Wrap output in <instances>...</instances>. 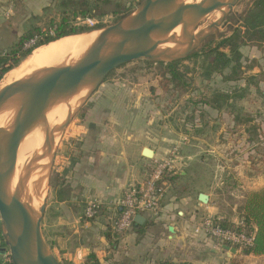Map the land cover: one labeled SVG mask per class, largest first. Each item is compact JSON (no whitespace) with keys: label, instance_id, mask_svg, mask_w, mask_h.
Wrapping results in <instances>:
<instances>
[{"label":"crops","instance_id":"crops-1","mask_svg":"<svg viewBox=\"0 0 264 264\" xmlns=\"http://www.w3.org/2000/svg\"><path fill=\"white\" fill-rule=\"evenodd\" d=\"M139 1L120 3V11H129ZM64 2L0 0V47L10 43L4 53L31 28L55 20L47 19V15L67 11L62 8ZM114 2L109 5L115 6ZM119 88L103 83L83 108L84 114L67 128L58 149L53 173L56 180L51 184L42 224L55 257L61 264H264V256L237 253L231 257L224 247L191 237L194 224L202 216L218 215L212 196L205 191L182 189L175 193L177 185L189 181L185 170L167 179V192L157 216L143 217L144 224L114 237L111 226L118 217V203L130 186L143 182L151 163L143 156L144 149H152L154 158L168 155L151 148L154 122L139 110L150 108L147 106L152 99L147 96L144 101L132 88L134 100L126 101L122 95L117 98L114 91ZM201 193L209 197L208 205L199 202ZM90 200L102 207L96 218L87 221L83 216Z\"/></svg>","mask_w":264,"mask_h":264},{"label":"water","instance_id":"water-1","mask_svg":"<svg viewBox=\"0 0 264 264\" xmlns=\"http://www.w3.org/2000/svg\"><path fill=\"white\" fill-rule=\"evenodd\" d=\"M156 1L144 0L115 24L89 32H96V37L82 55L0 91V231L12 264H61L42 233L48 199L41 214L30 217L23 194L32 183L47 181L49 189L65 131L104 81L136 61L172 63L188 59L217 35L240 2ZM58 108H64L66 115L51 127L49 116ZM36 129L44 132L43 147L35 152L27 170L18 171L14 162L19 150ZM143 156L153 159L154 151L146 148ZM198 200L202 205L209 203L206 194L201 193ZM135 222L142 225L145 219L138 216ZM169 230L174 234L173 227ZM224 249L233 256L238 253L236 248Z\"/></svg>","mask_w":264,"mask_h":264},{"label":"rangeland","instance_id":"rangeland-1","mask_svg":"<svg viewBox=\"0 0 264 264\" xmlns=\"http://www.w3.org/2000/svg\"><path fill=\"white\" fill-rule=\"evenodd\" d=\"M111 1H115V6L100 4V7L95 9L93 12L95 18H89L95 25L107 27L115 24L123 16L136 10L144 0L130 6L129 11L125 13L120 11L122 9L120 3L125 5L126 0ZM254 2L255 0H240L217 35L206 44L230 36L239 26L241 15L251 9ZM117 10L120 12L118 13ZM46 17L61 21L62 13H51ZM48 21H43L44 26L42 27L47 26ZM76 23V25L92 27L85 20H77ZM9 44L5 43L0 47V55L4 53L5 46ZM241 52L243 54L242 71L245 76H258L253 84L257 83L259 89L256 90L254 85L251 86L249 95L237 102L241 115H249L253 119L247 128L253 125L257 127L253 138L245 132L246 127L235 126L228 110L218 112L206 105V101L209 100L214 90L225 89L227 85L221 81L222 78L219 75L211 80H205L201 62L181 64V67L184 65L188 67L186 76V81L190 83L188 91L175 92L173 86L169 85L168 89L165 88L166 83L160 78L159 67L150 65L147 61L127 64L114 71L105 81L106 84L120 87L118 91H114L117 98L120 97L118 95H122V99L127 98L126 101L134 100L130 92L136 89V94L141 95L144 101L147 100V96L152 99L147 106L150 108L139 109L146 118L150 116L154 122L151 131L153 133L151 134L153 136L150 142L151 148L168 152V154L174 148H178L179 158L183 160L178 161L176 173L185 170L190 174L187 184L177 185L174 189L175 193L178 194L182 189L187 192L196 191V189L205 191L212 196V204L217 217L228 219L232 223L240 221L241 207L247 194L264 189V97L260 94V92L264 93V48L247 46L242 47ZM66 61L68 60L64 62ZM184 70L182 68V71ZM4 77L0 81V87ZM61 119L58 118V122ZM179 163L180 166H178ZM177 175L179 177V174ZM51 179L54 183L56 180L54 174ZM46 182L43 184V200L46 194ZM50 190L51 185L48 189V200ZM42 233L51 249L43 225ZM3 242V238H0V246L4 244Z\"/></svg>","mask_w":264,"mask_h":264},{"label":"trees","instance_id":"trees-1","mask_svg":"<svg viewBox=\"0 0 264 264\" xmlns=\"http://www.w3.org/2000/svg\"><path fill=\"white\" fill-rule=\"evenodd\" d=\"M64 1L62 8L68 10L62 13L61 21L56 22L53 20L45 27L31 28L23 34L14 46L0 55V81L36 49L65 37L85 34L105 27L102 25L94 27L80 26L76 25V22L78 19L95 18L93 16L95 9H98L100 4L109 5L111 0ZM32 41H35L34 44H30ZM247 46L264 48V0H255L253 7L241 15L239 26L230 36L222 37L217 42L210 41L209 44H205L200 51L194 53L188 59L172 63L147 62L150 65L159 67L161 71L160 78L166 83L165 88L168 89V85L173 86L175 92L190 89V83L186 81L188 67L185 65L181 67V64L193 61L196 63L201 62V70L205 80H211L219 75L222 78L221 81L227 85L225 89L214 90L209 100L206 101V105L218 112L228 110L233 117L232 121L235 126L246 127L245 132L253 138L256 135L257 127L253 125L249 129L247 128L253 122V119L249 115H241V109L237 107V102L244 100L249 95L250 88L254 85L253 81L258 78L257 75L246 77L242 71L243 54L241 48ZM182 68L185 70L182 71ZM240 82L243 83L240 84ZM254 87L256 90L259 89L257 83ZM260 94L264 97V93L260 92ZM83 114L84 110L78 116ZM252 138L251 140H253ZM51 182L53 183V179H51ZM83 217L87 221L93 220L86 219L85 215ZM240 220L245 222L248 234H254V242L251 247L239 249V254L246 257L264 256V189L247 194L241 207ZM221 225L224 228L234 227V224L225 218ZM137 226L136 224L135 227ZM111 232L117 238L112 226Z\"/></svg>","mask_w":264,"mask_h":264},{"label":"built area","instance_id":"built-area-1","mask_svg":"<svg viewBox=\"0 0 264 264\" xmlns=\"http://www.w3.org/2000/svg\"><path fill=\"white\" fill-rule=\"evenodd\" d=\"M90 26H96L91 19L85 20ZM32 41L30 44H34ZM179 161L178 148H174L165 158H153L149 164L143 182L130 186L118 203V217L113 222V232L117 238L132 231L136 225L138 216H157L163 206L167 192V178L176 174ZM102 205L97 201L90 200L85 208L86 219H94L101 211ZM224 219L206 215L202 216L192 228L191 237L203 241H212L218 248L229 246L239 249L253 245L254 234L249 235L245 222L240 220L233 223L234 227L224 228L221 222ZM1 223V219H0ZM0 238H2L0 231ZM4 243V242H3ZM230 255H232L229 252ZM0 264H12L9 249L5 243L0 246Z\"/></svg>","mask_w":264,"mask_h":264},{"label":"bare ground","instance_id":"bare-ground-1","mask_svg":"<svg viewBox=\"0 0 264 264\" xmlns=\"http://www.w3.org/2000/svg\"><path fill=\"white\" fill-rule=\"evenodd\" d=\"M158 1L159 0L156 1V4H158ZM201 1L203 0H189V3H200ZM156 4L154 5V9L157 7ZM207 25L208 24L204 27ZM95 37L96 32L73 35L36 49L20 65L5 75L1 83L0 91L5 90L6 88L34 75L43 69L58 66L65 60H70L74 57L82 55L91 45ZM73 103L75 104V101ZM65 115L64 108L56 109L50 114V126L53 127L58 124V118H63ZM43 142L44 132L42 129H36L30 133V135L23 142L17 159L14 162V166L17 167L18 171L27 170L29 161L32 159L35 152L43 147ZM42 163L43 161L39 163V166H41ZM36 174H38V172ZM43 184L44 183H32L30 187L24 190L23 199L25 202L29 203L26 214L30 217H35L36 215V217H38L44 209L48 194V185L46 182V194L43 200ZM24 205L26 207V204Z\"/></svg>","mask_w":264,"mask_h":264}]
</instances>
